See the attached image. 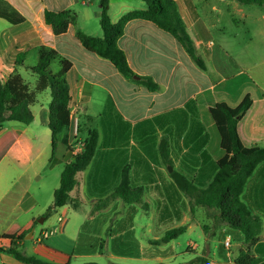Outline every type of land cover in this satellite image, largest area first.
I'll list each match as a JSON object with an SVG mask.
<instances>
[{"label": "crops", "instance_id": "1", "mask_svg": "<svg viewBox=\"0 0 264 264\" xmlns=\"http://www.w3.org/2000/svg\"><path fill=\"white\" fill-rule=\"evenodd\" d=\"M131 1L109 0L113 23L132 10L146 7L142 0H135L136 5L130 7ZM220 1L176 0L206 70L190 58L176 38L154 23L135 19L126 25L118 45L134 73L150 77L158 85L152 91L126 79L109 60L86 50L76 37L77 29L102 37L100 0H0V9L7 6L23 18L21 23H11L0 17L2 83L17 71L33 88L36 76L30 69L37 65L43 46L58 52L51 64L53 73L59 71L61 60L71 62L67 73L71 101L61 114L69 125L67 145L59 141L53 153L52 131L46 123L52 100L50 88L40 93L31 106L34 119L29 125L7 121L0 128V236L27 232L21 250L57 264L73 259L93 262L84 260L106 256V251L108 263L133 264L142 257H151L156 264H168L166 260L172 254L163 247L168 243L156 246L152 241L181 226L186 227L185 233L200 227L206 241L205 230L196 217L190 223L184 222L182 204H190L189 198L175 185L171 173L180 172L200 186L212 180L216 162L225 152L210 108L219 102L237 107L250 94L253 103L239 122L240 138L246 147H264V85L246 86L238 78L239 73H216L218 84L214 83L210 59L216 43L210 32L215 23L206 21L199 6L210 4L209 12L220 16L227 9ZM46 10H71L78 16L77 24L56 35L45 20ZM219 47L229 54L226 47ZM20 55L24 61L17 65ZM90 130L98 132V147L91 164L77 175L78 186L71 193L78 208L66 205L44 218L53 206L64 165L73 159L74 150L81 148ZM162 153L168 158L164 160ZM125 168L129 169L132 186L144 189L142 204H129L121 198L106 203L119 186ZM243 198L262 219L261 240L252 251L264 258V163L250 178ZM150 203L156 204L154 210L150 206L149 211L141 212L136 206ZM54 213L60 223L58 232L50 227L49 234L41 230L35 237L38 223L53 225ZM206 216L213 220L208 211ZM72 220L77 228L67 229ZM86 223L89 227L84 229ZM229 229L241 239L236 244L237 252L230 246L223 253V259L234 263L245 247L243 234ZM10 243L0 239V247ZM190 245L197 247L196 243ZM135 248L140 255L132 254ZM195 254V258H204L203 264H210L203 254ZM0 264L24 263L0 251Z\"/></svg>", "mask_w": 264, "mask_h": 264}, {"label": "trees", "instance_id": "2", "mask_svg": "<svg viewBox=\"0 0 264 264\" xmlns=\"http://www.w3.org/2000/svg\"><path fill=\"white\" fill-rule=\"evenodd\" d=\"M144 9L132 10L124 14L118 22L113 23L109 15V0H100L101 17L100 26L102 37H95L76 30V37L84 48L98 56L109 60L116 69L128 80L135 81L154 91L158 85L150 77L137 76L131 69L125 52L119 47L118 41L124 35L126 25L135 19L146 20L154 23L159 29L172 35L186 50L190 58L203 70H206L204 59L198 54L194 40L183 20L176 0H142ZM243 5H257L264 8V0H234ZM0 17L11 23H21L23 18L15 15L7 6L0 9ZM78 16L71 10L53 12L46 10L45 20L52 26L56 35L65 33L70 25L77 24ZM58 58V52L46 47L39 50V60L30 71L36 76L34 87L31 88L22 75L17 71L2 83L0 80V128L7 121H17L29 125L34 115L31 106L37 100V96L51 89L52 100L49 105V113L46 123L52 131V149L55 153L57 143L60 141L67 145L69 125L61 114L66 112L70 101V87L67 81V73L71 62L61 60L58 72L53 73L51 64ZM24 56L17 57L16 64L22 65ZM253 99L247 94L237 107H231L225 102L216 103L210 108V114L221 138V148L225 155L216 162V172L212 180L206 186L189 179L184 174L173 171L171 176L179 190L189 198L191 209L202 206L208 211V215L214 222L227 225L235 231L243 234L244 249H241L235 258V264H264V258L255 256L252 248L261 240L263 229L262 219L255 215L243 196L250 178L257 168L264 163V147H246L239 134L240 120L251 108ZM98 147V132L90 130L83 143L81 153L66 163L60 177L59 187L54 192L53 206L48 208L44 218L49 217L56 208L66 205L77 209V200L71 193L78 186L77 175L84 171L92 162ZM165 159L168 156L162 153ZM144 189L133 187L131 184L129 169L122 172L121 181L116 190L108 197L106 203L115 198H121L129 204H142ZM176 205V204H174ZM186 231L185 226L173 228L166 232L160 240H154L156 246L169 243L177 239ZM26 233L3 234L0 239L9 240L8 247H0V251L13 255L24 264H57L46 262L34 256L26 255L21 247ZM136 249V248H135ZM132 252L134 256L140 255L138 249ZM204 258L197 257L188 264H203ZM64 264H72L66 262ZM84 264H100L88 262ZM120 264V263H107ZM163 264V263H160Z\"/></svg>", "mask_w": 264, "mask_h": 264}, {"label": "rangeland", "instance_id": "3", "mask_svg": "<svg viewBox=\"0 0 264 264\" xmlns=\"http://www.w3.org/2000/svg\"><path fill=\"white\" fill-rule=\"evenodd\" d=\"M214 1V0H213ZM224 5L227 9L220 15L216 16V12H209L211 5L203 4L199 6V9L206 19V21H214L215 27L211 28V38L216 43L215 54L210 59V68L214 72V83L218 84L216 79V73L236 75L239 73L238 78L242 80L244 85L248 86L256 83L264 85V8L257 5H243L234 0H221L220 5ZM130 7L136 5V1L130 2ZM169 36V35H168ZM224 46L228 49L229 54L219 47ZM36 78V77H35ZM33 81H31L32 83ZM222 86H219L220 90ZM136 206L141 212L155 209L156 204L150 203L145 204L141 208L140 205ZM207 210L203 207H195L194 211H191V206L187 202L182 204V214L185 219L184 222H189L196 217L197 223H200L201 227L205 230V241L203 230L198 227L192 231L180 235L177 239L164 245L167 249V253L172 254L168 256L166 260L168 264H183L191 261L196 257V252L203 254L209 261L210 264H227L229 263L223 259V253L225 250V241L230 238V250L237 252L239 246L236 244L241 243V239L235 236L229 227L225 224L214 222L206 216ZM55 219L50 224H37L35 237L40 236L41 230L48 231V228H52L54 233L58 232L60 223L56 220V214L54 213ZM75 221V219H74ZM72 220L67 226V229L72 227L77 228ZM140 226L141 222H137ZM84 225V224H83ZM89 226L86 223L83 228L87 229ZM166 233V232H165ZM165 235V234H164ZM162 235V237L164 236ZM161 237V238H162ZM105 239L107 237L104 236ZM46 242V240H45ZM196 243L197 247L193 249V245L188 247L189 243ZM235 245V246H234ZM99 247V245H98ZM188 250L190 252L187 251ZM148 253V252H147ZM146 253V254H147ZM54 257H62L58 253H50ZM108 252L106 251V256ZM105 255L97 258H90L84 261H93L101 264L108 263L110 260ZM234 256L232 255V261ZM83 260L71 261L72 264L86 263ZM118 263V262H117ZM155 260L151 257H142L133 264H156ZM229 264H234L229 263Z\"/></svg>", "mask_w": 264, "mask_h": 264}, {"label": "built area", "instance_id": "4", "mask_svg": "<svg viewBox=\"0 0 264 264\" xmlns=\"http://www.w3.org/2000/svg\"><path fill=\"white\" fill-rule=\"evenodd\" d=\"M77 133H78V123L77 122H75L74 123V127H73V134H74V136L76 137V135H77ZM74 137V138H75ZM80 147L81 148H78V149H75L74 151H75V155H77V154H79V153H81V151L83 150V144H81L80 145ZM60 220H62V219H60ZM230 238H228V239H226V241H225V247L226 248H229L230 247Z\"/></svg>", "mask_w": 264, "mask_h": 264}]
</instances>
